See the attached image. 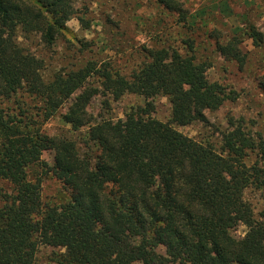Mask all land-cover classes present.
Wrapping results in <instances>:
<instances>
[{
    "label": "trees",
    "instance_id": "1",
    "mask_svg": "<svg viewBox=\"0 0 264 264\" xmlns=\"http://www.w3.org/2000/svg\"><path fill=\"white\" fill-rule=\"evenodd\" d=\"M73 16V0H0V177L12 184L0 188V264H34L44 244L65 250L58 264H264V222L244 199L252 185L264 190V133L235 127L217 146L174 127L207 122L206 111L234 91L207 79L194 44L186 54L146 49L149 62L128 76L112 61H87L46 78L18 34L39 33L52 45ZM247 30L255 46L264 44L254 25ZM240 44L236 35L220 49L242 68ZM91 79L102 89L89 87ZM125 92L164 93L171 122L145 107L118 125L88 112L96 94ZM75 94L62 120L73 132L87 128L82 145L95 147L94 156L67 134L43 130ZM49 150L60 202H44L43 176L28 175ZM241 224L247 233L237 239L232 231Z\"/></svg>",
    "mask_w": 264,
    "mask_h": 264
},
{
    "label": "rangeland",
    "instance_id": "2",
    "mask_svg": "<svg viewBox=\"0 0 264 264\" xmlns=\"http://www.w3.org/2000/svg\"><path fill=\"white\" fill-rule=\"evenodd\" d=\"M180 8L181 14L171 8ZM74 16L52 45L45 44L39 33L18 34L19 44L35 56L46 78L75 70L87 61H112L113 67L128 76L149 62L146 49H176L182 54L194 44L199 62L206 66L207 79L223 85L235 98L216 111H206L207 122L174 127L188 137L220 146L223 131L241 128L250 134L264 133V44L257 47L248 36L247 27L254 25L264 37V0H73ZM241 38L247 57L244 67L222 54L234 36ZM89 87L102 89L97 79ZM79 94V92L77 93ZM75 94L57 115L43 125L50 134H67L76 140L82 154L94 156L96 148L82 145L87 128L73 132L64 124L62 115ZM145 107L156 120L171 122L172 104L160 92L154 97L125 92L119 97L98 93L88 103L95 120L105 118L115 125L123 123L127 113ZM59 165L52 150L45 151L38 164L29 171L30 178L43 176L44 202H60L64 191L56 178ZM6 176L0 177V188L11 191ZM246 204L264 222V190L252 185L244 192ZM247 233L243 224L232 231L241 239ZM65 252L49 244L41 245L34 264H58L55 260Z\"/></svg>",
    "mask_w": 264,
    "mask_h": 264
}]
</instances>
